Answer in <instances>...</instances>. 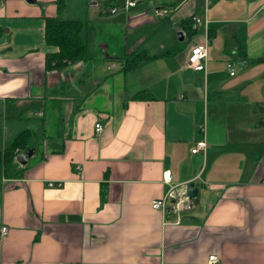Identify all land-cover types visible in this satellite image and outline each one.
<instances>
[{"label":"crops","instance_id":"1","mask_svg":"<svg viewBox=\"0 0 264 264\" xmlns=\"http://www.w3.org/2000/svg\"><path fill=\"white\" fill-rule=\"evenodd\" d=\"M128 1L66 0L89 58L47 69L57 0H0V153L34 149L0 174V264H264V0ZM191 182V210L152 207Z\"/></svg>","mask_w":264,"mask_h":264},{"label":"trees","instance_id":"2","mask_svg":"<svg viewBox=\"0 0 264 264\" xmlns=\"http://www.w3.org/2000/svg\"><path fill=\"white\" fill-rule=\"evenodd\" d=\"M66 6V0H57L58 13L56 17L45 20V41L47 45L57 48L54 53L46 55V68H60L67 64H76L89 58L87 41L81 33L84 23L77 20H63L60 18L62 10ZM194 17L186 20L188 26L194 25ZM152 58L146 53L132 54L126 57L125 72L134 69L140 61ZM135 99H146L142 94H137ZM32 133L29 130L22 131L17 137L6 146L3 153H0V174L6 172L17 156L24 150L31 148L30 140Z\"/></svg>","mask_w":264,"mask_h":264},{"label":"built area","instance_id":"3","mask_svg":"<svg viewBox=\"0 0 264 264\" xmlns=\"http://www.w3.org/2000/svg\"><path fill=\"white\" fill-rule=\"evenodd\" d=\"M139 0H129L126 5L124 6L125 8H130V7H134L137 5ZM120 7H111L108 9V13L110 14H115L117 13V11H119ZM156 14L159 17H164L166 15L164 10H158L156 12ZM195 21L196 25H199L200 23H205L207 25L208 20L205 17H194L193 18ZM208 44H199L197 46H195L194 48H192L191 50V54L188 58V65L192 70H196V71H202L205 69V60L207 58V54H208ZM112 67V65L110 66V68ZM229 69H230V74L234 75L235 70L233 69L232 65L229 64ZM95 131L100 134L103 131V127L101 124H96L95 126ZM200 131L202 133V138L196 142L195 147L192 149V153L196 154V153H200V154H206L207 151V140L205 137V132H206V125L203 124L200 127ZM78 168L80 169V167L78 166ZM163 181L165 182V184H171L172 181V173L170 170H166L164 172V176H163ZM49 186L54 187L55 183L54 182H49ZM185 189H182V193H177L175 191L174 187H171L168 191V193L166 194V196H164L163 198L160 199H156L152 202V207L156 210H161L164 213H166L168 205H172V208L174 210V212H179L182 210H191L193 208L194 202L192 200H190L186 193H185ZM9 233V228L7 226L4 225H0V240L4 239ZM219 263V258L216 255H212L209 257V264H218Z\"/></svg>","mask_w":264,"mask_h":264},{"label":"water","instance_id":"4","mask_svg":"<svg viewBox=\"0 0 264 264\" xmlns=\"http://www.w3.org/2000/svg\"><path fill=\"white\" fill-rule=\"evenodd\" d=\"M179 39L180 40H183V33L182 32H179ZM34 154V149L33 148H28L26 150H24L22 153H20L17 158H16V161L21 164V165H26L27 164V160L29 158L32 157V155ZM186 195L187 197L192 200L193 202H196V199L199 195V190L198 188L195 186L194 183H189L187 184V187H186ZM172 207H168L167 208V211L169 212V210L171 209ZM173 210V208H172Z\"/></svg>","mask_w":264,"mask_h":264},{"label":"rangeland","instance_id":"5","mask_svg":"<svg viewBox=\"0 0 264 264\" xmlns=\"http://www.w3.org/2000/svg\"><path fill=\"white\" fill-rule=\"evenodd\" d=\"M127 3V2H126Z\"/></svg>","mask_w":264,"mask_h":264}]
</instances>
